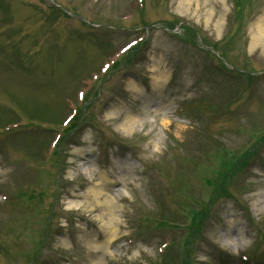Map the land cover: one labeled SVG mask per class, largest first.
<instances>
[{"label": "rangeland", "instance_id": "obj_1", "mask_svg": "<svg viewBox=\"0 0 264 264\" xmlns=\"http://www.w3.org/2000/svg\"><path fill=\"white\" fill-rule=\"evenodd\" d=\"M180 1L0 0V264H264V0Z\"/></svg>", "mask_w": 264, "mask_h": 264}, {"label": "bare ground", "instance_id": "obj_2", "mask_svg": "<svg viewBox=\"0 0 264 264\" xmlns=\"http://www.w3.org/2000/svg\"><path fill=\"white\" fill-rule=\"evenodd\" d=\"M206 1L209 2V3L211 2V0H206ZM216 1H218V0H216ZM180 4L183 5V6H186L187 7V10L190 9V8H192V5H193L192 0H181L180 1ZM210 4H212V3H210ZM213 5H215V4H213ZM209 20H210V15L207 18V21H209ZM253 32H254V34L252 35V40H251V43L252 44H251V46L252 47L253 46H261L262 44H264V17H262L261 20L259 21V23H257V25L255 26V29H254ZM162 76H163V74L160 73L157 77L158 78H162ZM155 83H157V81ZM133 121L134 120L130 116H126L124 118L123 122H122L121 128L124 131L129 130V128H131L132 125H133ZM97 194L98 193L96 192L94 196L97 197ZM108 203L109 202H107L106 205ZM72 206H73V204H71V203L68 204L67 209H71ZM110 207H112V206H110ZM112 222L113 221L110 220V222L109 223H106L105 227H103V229L109 233V237H111L112 235L115 236V234H116L115 231L117 230V227L116 228H113V226H112L113 223ZM113 229H114V231H113ZM62 243H63V245H66L65 240ZM67 244H68V242H67ZM88 246H90V245H88ZM91 246L94 249H97V247H100V246H98V244L96 243V241H94Z\"/></svg>", "mask_w": 264, "mask_h": 264}]
</instances>
